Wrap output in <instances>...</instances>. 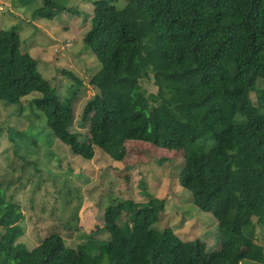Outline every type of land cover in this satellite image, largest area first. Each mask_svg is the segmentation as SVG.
I'll use <instances>...</instances> for the list:
<instances>
[{
  "label": "trees",
  "instance_id": "16d2710c",
  "mask_svg": "<svg viewBox=\"0 0 264 264\" xmlns=\"http://www.w3.org/2000/svg\"><path fill=\"white\" fill-rule=\"evenodd\" d=\"M43 1L34 16H89L82 42L100 63L89 78L97 92L80 115L88 138L70 151L91 159L99 147L121 160L126 141L182 150L178 182L216 218L220 245L207 250L199 239L158 229L163 200L147 194L144 202L107 206L99 231L108 237L86 235L80 253L57 232L27 250L15 242L20 206L0 186V264H264V247L255 241L256 227L264 229V0H93L90 14ZM20 46L15 27L0 30V103L19 115L29 98L50 118L56 91ZM144 79L154 92L143 88ZM76 93L65 102L69 120Z\"/></svg>",
  "mask_w": 264,
  "mask_h": 264
},
{
  "label": "rangeland",
  "instance_id": "374dc122",
  "mask_svg": "<svg viewBox=\"0 0 264 264\" xmlns=\"http://www.w3.org/2000/svg\"><path fill=\"white\" fill-rule=\"evenodd\" d=\"M54 1L65 2L79 13L93 10V0ZM128 1L116 3L122 6ZM43 4V0H0V30L15 27L21 51L37 61V69L56 91L55 115L50 118L39 113L29 98L21 101L19 115L15 107L0 103V186L22 212L21 234L15 242L31 250L41 238L57 232L67 247L80 253L76 247L87 241L86 235L108 237L99 231L107 206L154 197L163 200L155 224L158 229L169 227L184 241L199 239L207 250H217L216 218L197 208L191 193L178 182L184 165L182 150L126 141L121 160L112 159L99 147H94L91 159L70 151L71 143L88 138V122H81L80 115L85 102L97 92L89 78L100 63L82 42L89 16L83 19L65 11L51 19L34 16V10ZM63 71L75 75L80 85ZM258 82L264 88V80ZM141 83L148 92L155 91L149 79ZM74 88L77 93L69 120L65 102ZM251 95L255 102L254 93ZM255 235V241L264 247V229L257 226Z\"/></svg>",
  "mask_w": 264,
  "mask_h": 264
}]
</instances>
